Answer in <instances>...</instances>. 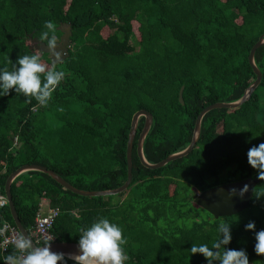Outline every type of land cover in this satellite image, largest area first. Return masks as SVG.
Wrapping results in <instances>:
<instances>
[{"label":"trees","instance_id":"trees-1","mask_svg":"<svg viewBox=\"0 0 264 264\" xmlns=\"http://www.w3.org/2000/svg\"><path fill=\"white\" fill-rule=\"evenodd\" d=\"M48 20L57 25L58 40L64 26L72 30L69 56L55 65L48 53L31 48ZM262 36L264 0H0V68L11 71L18 57L35 54L47 69L65 73L47 105L14 91L0 96V192L27 164L45 166L83 190L122 186L132 121L141 110L154 118L144 141L148 162L185 150L205 108L240 100L256 81L249 56ZM255 62L263 79L250 98L205 114L195 148L161 168L139 157L141 116L133 181L118 195L82 196L47 173L21 174L11 192L22 224L30 230L41 205L59 208L55 241L78 242L82 229L106 217L123 229L126 264H207L190 248L211 247L226 223L227 247L244 249L249 264H264L254 251L255 232L245 230L250 222L264 229V181L235 215L217 219L195 203L209 188L258 177L247 152L264 143V45ZM5 222L16 226L9 204L0 209V226ZM17 253L0 248V264Z\"/></svg>","mask_w":264,"mask_h":264},{"label":"clouds","instance_id":"clouds-1","mask_svg":"<svg viewBox=\"0 0 264 264\" xmlns=\"http://www.w3.org/2000/svg\"><path fill=\"white\" fill-rule=\"evenodd\" d=\"M44 28L46 31L39 39L47 42V48L59 60L61 52L57 50V25L48 20L45 21ZM64 78L63 71L47 69L39 56L24 55L17 58L13 64V70L0 68V96H7L10 91H14L35 98L42 105H47ZM247 161L253 169L257 170V178L264 181V143L249 148ZM236 191V189L230 190L232 193ZM247 191V185L239 190L241 196ZM245 230L255 232L254 251L258 256L264 255V229L256 231L255 223L250 222L245 226ZM217 231L219 239L213 242L211 247L206 243L192 244L191 254L202 255L207 264H214V262L249 264V257L244 249L236 250L227 247L232 240L230 224L220 223ZM126 243L122 227L106 217H101L86 229H82L78 241L81 255L69 258L74 259L76 264H126L128 260L124 248ZM15 248L21 255H8L3 264H58V262L67 264L65 255L51 251L50 242L47 241L44 246L36 247L30 238L20 234L15 240Z\"/></svg>","mask_w":264,"mask_h":264},{"label":"water","instance_id":"water-1","mask_svg":"<svg viewBox=\"0 0 264 264\" xmlns=\"http://www.w3.org/2000/svg\"><path fill=\"white\" fill-rule=\"evenodd\" d=\"M62 31H63V34L60 37V40H58V48H57V50L61 52V58L59 60H57L55 55L51 51H49V49L47 48V42L41 41L37 37L33 38V45L31 46V48H35L38 51L48 53L52 59L51 63L53 65L63 62L69 56V49L72 44V40H71L72 30L69 25H66L63 27ZM263 45H264V36H262L260 40L254 45V47L251 50L250 56H249L250 63L254 71L257 74L256 81L248 88L245 95L240 100L235 101V102H218V103L212 104L208 106L207 108H205L197 119L193 140L185 150L171 154L166 159L160 161L159 163L148 162L144 155V141H145L147 134L149 133L151 129L154 118H153V115L147 110H141V111L136 112L133 117L132 128H131L129 142H128V179L122 186L115 188V189H108V190H101V191H90V190L79 189L75 187L74 185H72L71 183H69L67 180H65L57 172L51 169H48L45 166L38 165V164L23 165L20 168H18L16 171H14L8 177L6 181L5 191H6V196L8 198V204L11 209L12 216L21 234H24L26 237L30 238L34 246L36 247L44 246V245H39L37 243V241L33 238L29 230L26 229L25 226L22 224V221L18 215L15 202L13 200V195L11 192L12 184L16 180L17 177H19L21 174L28 172V171L44 172V173L49 174L51 177H53L57 182H59L65 188L69 189L70 191L76 194L82 195V196L94 197V196L118 195L126 191L130 187L133 181V148H134V141L137 135V129H138L140 117L141 116L146 117L145 127L140 135L139 142H138V154H139L141 161L144 163V165L152 169L161 168L173 160H176V159H179L181 157L188 155L195 148L200 138L202 119L205 116V114L217 108L239 107L242 104H244L250 98L252 93L258 88V86L262 82L263 74L261 70L258 68V66L256 65L255 55H256L258 48H260ZM184 88L185 87H182V89L180 90V101L183 104L185 102L184 101ZM259 181L260 180L258 178L254 179L252 177H248L243 180L217 185L215 187L209 188L199 193L195 199V203L199 205L200 207L204 208L206 211H208L212 216H214L217 219L220 217H224V216H231V215L238 214L242 212L243 210H245L246 208H248L251 200L253 199L254 190L256 186L258 185ZM245 185L248 186V191L244 193L243 196H241L239 190L242 189ZM231 189H236L237 191L235 193H232L230 192ZM50 248H51V251L53 252L63 253L65 257L67 258L81 255L78 242L51 241Z\"/></svg>","mask_w":264,"mask_h":264},{"label":"built area","instance_id":"built-area-1","mask_svg":"<svg viewBox=\"0 0 264 264\" xmlns=\"http://www.w3.org/2000/svg\"><path fill=\"white\" fill-rule=\"evenodd\" d=\"M8 204L6 194L0 192V209H3ZM59 208L47 207L41 205V208L36 217V223L31 227L29 232L39 244L40 241H55V236L52 233V228L56 219L60 215ZM21 234L17 226L9 222H5L0 226V248L3 252H9L10 249L15 248V240ZM21 255L18 251L16 256Z\"/></svg>","mask_w":264,"mask_h":264},{"label":"rangeland","instance_id":"rangeland-1","mask_svg":"<svg viewBox=\"0 0 264 264\" xmlns=\"http://www.w3.org/2000/svg\"><path fill=\"white\" fill-rule=\"evenodd\" d=\"M260 93H261V96H262V101H263V103H264V89H261V90H260Z\"/></svg>","mask_w":264,"mask_h":264},{"label":"crops","instance_id":"crops-1","mask_svg":"<svg viewBox=\"0 0 264 264\" xmlns=\"http://www.w3.org/2000/svg\"><path fill=\"white\" fill-rule=\"evenodd\" d=\"M48 206L47 205H45V208H47Z\"/></svg>","mask_w":264,"mask_h":264}]
</instances>
